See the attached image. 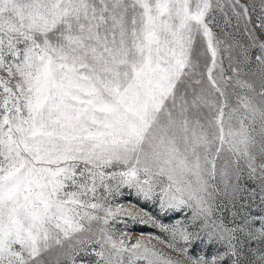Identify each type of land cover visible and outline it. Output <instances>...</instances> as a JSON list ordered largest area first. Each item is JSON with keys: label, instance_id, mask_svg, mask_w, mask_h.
<instances>
[{"label": "snow or ice", "instance_id": "snow-or-ice-1", "mask_svg": "<svg viewBox=\"0 0 264 264\" xmlns=\"http://www.w3.org/2000/svg\"><path fill=\"white\" fill-rule=\"evenodd\" d=\"M0 264H264V0H0Z\"/></svg>", "mask_w": 264, "mask_h": 264}, {"label": "rangeland", "instance_id": "rangeland-1", "mask_svg": "<svg viewBox=\"0 0 264 264\" xmlns=\"http://www.w3.org/2000/svg\"><path fill=\"white\" fill-rule=\"evenodd\" d=\"M247 2L251 3L252 0H247ZM256 3L258 5L259 4V0H256ZM120 202L121 203H128V202L135 203L136 202V198L134 196H127V197L121 199ZM141 206L146 208L147 211H150L153 214H155V212H156L155 208L152 205H150V204H141ZM162 219H164L165 223L171 222L167 218H162ZM117 227L122 229V230L130 231L134 238L136 236H139L141 232H143L145 234H147V233L159 234V230H157V229H153V228H150L148 226H144V225H140V224H133L131 221L128 222L127 228H125V226L123 224H118Z\"/></svg>", "mask_w": 264, "mask_h": 264}]
</instances>
